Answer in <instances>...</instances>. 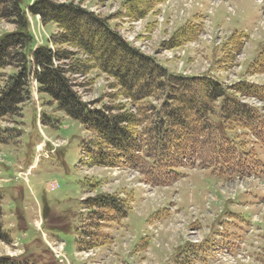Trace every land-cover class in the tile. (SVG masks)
I'll list each match as a JSON object with an SVG mask.
<instances>
[{
  "label": "rangeland",
  "instance_id": "rangeland-1",
  "mask_svg": "<svg viewBox=\"0 0 264 264\" xmlns=\"http://www.w3.org/2000/svg\"><path fill=\"white\" fill-rule=\"evenodd\" d=\"M50 1L73 3L95 15L110 18L109 24L124 41L139 48L146 56L156 57L173 73L211 75L219 82L226 80L229 82L224 85L227 92L240 105L247 108L254 105L257 109H253L259 111L264 121V102L255 97L245 99L246 95L241 93L245 81L264 84V0H167L166 4L162 1L164 5L155 6L146 17L138 20L123 16L122 3L126 0ZM188 22L199 25L200 34L195 40L170 49L163 47V43ZM13 31L12 24L0 19V35ZM57 31L52 23L39 27L38 31L32 32V47L47 46L48 36ZM80 34L85 36V30ZM242 37L246 39L243 41ZM94 38V43L100 42L95 35ZM74 79L75 90L83 101L102 98V103L110 104L109 96L114 94V89L113 82L106 76L93 70L85 76H74ZM195 95L194 102L199 105L198 101L204 95L199 92ZM35 97L41 110L43 133L48 138L64 140L66 145L53 153H49V147L44 149L47 157L39 159L27 182L11 181L0 189L1 224L12 242L23 250L18 258L41 264L37 261L43 258V252L39 257L37 254L44 246L35 228L39 217L43 220L44 233L64 243L67 263L63 264H187L192 254L198 255L217 233L229 243H235V237L259 245L264 242V225L252 223V232L246 236V225L250 224L260 202H264V135H261V144L256 143L249 133L253 130V123L248 131L238 125L230 131L237 137L242 150L234 148L228 163L230 167L233 165L231 169L237 164L245 169L244 164L255 160L254 170L260 165L262 171L255 173L262 182L245 179L247 174L243 173L239 181L230 178L231 182L227 183L228 177L223 169L220 174L214 168L178 169L176 183L153 187L139 171L121 167L119 163V167L111 169L80 166L82 140L89 144L94 135L86 132L78 122L57 112L47 97L37 92ZM122 100L114 102L119 104ZM223 104L227 101L219 99L215 106L219 110ZM21 115V133L16 144H0V178L12 179L20 166L25 170L33 161L36 144L42 140L32 102L24 104ZM14 127L12 123H0V128ZM206 162L210 163V160L206 159ZM52 186L57 188L51 190ZM94 190L95 194L126 200L129 206L127 218L116 217L114 223L108 222L118 216L114 213L106 215L103 224L98 223L93 210H85L82 204L85 197L94 195ZM234 200V204L247 206L248 210L232 212L231 202ZM227 213H234V219H239L238 223L232 222L234 227L224 222ZM257 214V217L264 218L263 212ZM240 219L245 221V226L239 224ZM78 234L83 246L93 240V235H102L104 240L110 237L113 244L111 241L109 246H101L96 251L76 254ZM219 242H223L221 238ZM8 247L0 242V256L13 254ZM237 260L225 258L222 263L207 264H238Z\"/></svg>",
  "mask_w": 264,
  "mask_h": 264
},
{
  "label": "trees",
  "instance_id": "trees-1",
  "mask_svg": "<svg viewBox=\"0 0 264 264\" xmlns=\"http://www.w3.org/2000/svg\"><path fill=\"white\" fill-rule=\"evenodd\" d=\"M158 3L159 0H126L122 3L123 16L143 19ZM28 4V0H0V19L14 26L13 32L0 35V123L16 126L0 128V144L15 143L21 133L19 120L22 107L30 99L28 79L32 73L38 94L47 97L57 112L94 135L91 143L82 141L80 145V166L114 168L119 163L139 171L153 186H166L175 180L173 170L186 164L217 163L224 146L240 147L230 131L235 125L248 130L254 113L240 105L217 81L208 76L170 73L155 57L146 56L125 42L109 24L110 18L79 5L50 0ZM29 17H38L42 26L56 25L58 31L48 37L47 46L33 49ZM82 30L85 36L80 34ZM199 34V25L188 22L163 47H179ZM94 35L99 43H94ZM9 69L11 73L7 72ZM93 70L113 82L110 104L102 103V98L84 102L75 90L74 76H85ZM241 88L247 96L264 97V88L246 84ZM197 92L204 95L199 105L194 102ZM118 99L125 101L116 104ZM219 99L227 104L218 110L215 104ZM229 159L224 153L221 161L228 163ZM83 205L93 209L98 222L114 213L118 216L108 222L116 217L124 219L129 211L126 200L106 194L89 198ZM1 217L0 197V242L9 245L11 239L2 227ZM92 237L84 246L77 239L79 250L105 244L97 235ZM42 252L39 262L54 264ZM0 264L30 263L1 256Z\"/></svg>",
  "mask_w": 264,
  "mask_h": 264
},
{
  "label": "crops",
  "instance_id": "crops-1",
  "mask_svg": "<svg viewBox=\"0 0 264 264\" xmlns=\"http://www.w3.org/2000/svg\"><path fill=\"white\" fill-rule=\"evenodd\" d=\"M29 2H30V0H29ZM30 22H31V27H33L32 32L35 30L38 31L39 27L42 28V25H41V23L37 17L30 18ZM254 187H256V186H254ZM262 191H263L262 193L264 194L263 189H262ZM240 197H238V199ZM248 200L250 202L252 200V197L250 195H249ZM262 206H264V204H261V205L259 204V206H258L259 209H256L257 211H255L256 214L258 212L264 213ZM231 207H233L231 210L232 212H238V210H242V209L248 210L247 206H240L239 204H232ZM235 216L236 215L234 213H232V214L227 213L226 218L224 217V220H226L224 222H226V224H230L231 226H233L232 222L234 221V222L238 223V220H239L238 218L234 219ZM250 222L251 223L254 222L253 217L250 218ZM255 223H257L258 225H264V218L259 217V221L255 222ZM239 224L244 226L245 222L243 220H241ZM246 236H248V235H246ZM205 238H207V236ZM220 238L223 242H219ZM220 238H219L218 233H217V235H214L211 242L204 249H202L198 255L195 256L194 254H192V256L188 260L187 264H198V263L199 264H201V263L207 264V262H209V263H217V262L222 263V261H221L222 258L220 259V257L223 256L224 252L228 253L227 255H231V256H235V255H238L240 253V255H242V258L245 261H242V262L237 261L238 264H264V242H262V241L259 242L260 243V245H259L257 243L245 242L243 238L241 239L239 237L236 240V237H235V240H234L235 243H233V241L231 243H229V242L224 241L221 235H220ZM217 239H218V241H216ZM201 245H203V244H201ZM173 248H175V247H173ZM259 249L261 250L260 253H259ZM195 261H197L198 263H195Z\"/></svg>",
  "mask_w": 264,
  "mask_h": 264
}]
</instances>
